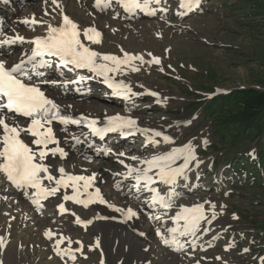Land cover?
<instances>
[{
    "label": "rangeland",
    "instance_id": "374dc122",
    "mask_svg": "<svg viewBox=\"0 0 264 264\" xmlns=\"http://www.w3.org/2000/svg\"><path fill=\"white\" fill-rule=\"evenodd\" d=\"M45 1H51L53 4V0ZM82 1L91 2V0ZM202 2L203 5L198 11V15L191 19L187 18L185 14L178 19L173 17L172 20H168V17L172 16L167 18L155 16L148 19L141 17L136 20H127V23L135 27L134 31L119 28V33L115 32L120 39L124 40L130 51L148 52L157 59L160 57L159 66L147 69V75L142 79L150 85V89L165 98L164 102L170 109V112L153 111L152 114H137L129 111V114L138 115L142 117L140 119L143 121L147 119L145 122L152 124V126L155 125L153 121H159V119L161 122H166L163 124L170 125V131H174V135H176L174 137H177L176 145L180 148L185 144H191L197 161L200 162L198 167L196 166L197 168L195 167L193 171L188 172L189 175L181 180L182 187L174 190L178 198L172 199L171 209L161 210L159 213L146 211L147 214L151 215L154 222H157L156 225L160 233L168 237L170 235L169 230L174 228V216L180 211V207L189 204L192 206L203 204L206 213L207 210L216 212L215 219L210 220L213 222L211 225L201 223L200 230L194 236H183L181 244L177 246H166L160 234L148 233L145 239L147 249L151 246H158L154 254L149 257L148 264H197L195 261L198 257H202L205 264H264V227L259 224L260 221L264 220V182L258 186L252 183L248 184L247 180H241V177L237 176L228 179V173L231 171L230 166L228 167L223 163L213 166L216 159L225 162L239 157H255L258 151L264 150V140L249 145L253 147L254 152L249 157L246 156L247 152L244 154L245 156H233V158L227 154L224 155L225 151L218 143L217 132L214 130L217 126L203 118H198V112L194 111L196 109L192 105V103H202L206 99L210 101L222 93L253 89L264 90V14L254 8L257 4H263L264 0H202ZM0 6H3L1 11L3 14L6 13L11 15V19L14 17L22 21L36 7L34 6L29 11L20 12L15 10V6L5 5L1 0ZM161 6L167 11L170 9L165 3H162ZM45 9L47 7L41 10ZM96 12L98 11L96 10ZM112 12L114 11L109 8L103 11L99 10L96 14L104 20H109ZM253 12L257 14L256 17L252 18L250 13ZM116 19L117 17H114V20ZM151 24L158 27L162 32L155 34L159 32L147 30ZM57 88L61 87L57 85ZM145 92L146 90H142L139 94ZM106 106L108 109L116 107L107 104ZM117 108L128 112L123 107ZM89 109L93 113L96 111L104 112L101 108ZM150 144L152 143L150 142ZM152 145L159 147L161 143ZM249 146L246 147V150ZM132 148L136 147L132 146ZM162 152L160 150V154ZM137 153L141 157H145L157 153V149L137 148ZM152 157L154 156L139 157L137 161H147ZM127 167L135 166L132 164L131 166L127 165ZM94 168L103 169L101 164ZM191 168L190 165L189 171ZM125 173L123 176L118 175L122 179L121 182L126 178ZM114 195L121 202L128 201L127 194L123 197L126 201H122V197H118L117 193ZM144 195L141 193L138 197ZM53 203L55 202L49 203L50 207L45 213L57 218L58 213L52 207ZM1 205L0 203V209L3 208ZM212 205H215V208ZM21 206L24 215V209L27 206L25 199L21 200ZM146 206L144 204V209ZM78 209L83 210L82 212L85 214L88 213L85 208L77 207L76 211ZM5 211H9L8 208H4L0 212ZM16 212L11 211L10 214ZM210 214L212 216V213ZM157 217L162 220L161 223H158ZM113 219L103 227L104 229L92 226L86 232H81L75 229V227H81L79 224V226L68 227L69 229L66 228L65 224H62L58 229L68 230L74 238H78V235L86 236L91 240L79 238L82 242L90 243L91 246H94L92 243L97 244V251L94 254L91 253L93 251L90 248L89 262H94V264H126L129 261V264H137L139 251L132 247H120L119 241H114L108 233L111 227L116 228V223L119 220L118 217ZM143 219V229L147 228L145 226L147 222L148 225L152 224L151 231H153L155 224L150 221V218L144 216ZM56 223V219L49 221L50 225ZM248 229H253V232ZM41 236L46 238L45 235L36 232L25 240H21L20 245H22L21 247L27 256L25 264H46L41 258V252L47 242L43 241ZM50 243L52 242H48L47 245ZM174 247H182V250L173 253ZM16 252L17 249L15 248L10 250L5 254V258L9 255L14 259ZM79 255H76L72 260L60 258L64 262L59 264L81 263L83 258ZM181 255H183L184 260L181 259ZM3 256L4 253L0 247V261ZM93 256H95L94 259ZM9 264L11 263L9 262Z\"/></svg>",
    "mask_w": 264,
    "mask_h": 264
},
{
    "label": "snow or ice",
    "instance_id": "6c2138e0",
    "mask_svg": "<svg viewBox=\"0 0 264 264\" xmlns=\"http://www.w3.org/2000/svg\"><path fill=\"white\" fill-rule=\"evenodd\" d=\"M116 2L130 15H135L137 11L155 15V10L151 8V5L159 4L160 0H116ZM53 3H56V0H53ZM101 3L102 0H96L98 8H101ZM103 4L105 8L109 7L111 0H103ZM198 6L199 0H181V7L186 10ZM24 23H29V21L25 20ZM31 23L41 22L36 21L33 17ZM101 37L102 34L95 28L89 27L82 30L77 22L65 15L62 24L59 26L49 24L45 35L38 36L31 41H25L24 37L19 35L0 38V46L15 44L17 41L33 45L30 54L25 53V57L18 62L9 65L0 60V173H3L17 189H35L33 203L38 208L42 207L41 199H47L49 196L55 195L61 188L69 187L72 188L73 195H65L63 197L65 201L72 200L85 207L95 200L107 203L98 188L94 192L88 191L95 181V175H71L61 166L55 169L59 173V176H56L51 171L52 165L45 162L49 156L55 157L57 154L61 158L67 156L64 149L59 147L60 141L52 125L60 123L64 126L69 124L79 126L85 123L86 118L83 116L74 118L64 113L61 106L53 98L47 96L40 84L32 78V72L51 67L47 58L52 57L56 58L63 68L86 69L96 76L103 77L109 87H114L116 95H121L126 99L137 95L129 84L115 81L114 75L110 74L119 75L129 68L133 72H138L139 67L131 62L139 60L143 63V57L132 56L128 53H125L123 58L102 54L90 47V44L101 43ZM154 62L160 64V60L157 58H154ZM37 74L41 73L37 71ZM85 79L87 78L80 76L78 81H67L63 86L66 87L68 83H79ZM41 83L55 84L56 81H41ZM151 94L157 95L156 93ZM17 117H24L25 120L21 122ZM99 123L93 119L87 122V126L93 135L101 138L107 133L116 131L123 133L128 130L127 134H131L138 125L136 120L120 115L108 118L105 126H98ZM142 131L147 133L149 130L143 129ZM153 135L159 137L161 133L154 132ZM163 139L168 141L169 137L164 136ZM79 142L77 139V143ZM50 145H55V147H50ZM132 159L138 158L132 157ZM178 160L183 161L181 166H175ZM194 160H197L194 148L188 144L183 148H177L167 154L143 161L147 164V168H129V173H136L138 191L140 183L143 182L144 187L154 193L152 202L170 209L172 207L171 197L162 195L151 186L157 180L165 185H173L179 176L185 174L190 163ZM150 173H154V175H150ZM45 180L52 186L45 185ZM84 195L87 196V200L80 199ZM212 207L215 208V205ZM59 209L61 212L67 211L63 204L59 205ZM115 210L123 211L119 208ZM126 215L130 218L136 216L137 213L128 209ZM215 216L216 214L213 212L211 218L215 219ZM208 219L203 204L183 207L174 218L177 227L169 230L170 238L165 237L162 233L159 234L164 244L171 246L178 243L179 236L195 235L200 230L201 222ZM78 222L80 221L78 220ZM48 235L51 238V233ZM63 239L65 238H61L58 244ZM68 243H72L70 238H68ZM2 246H4V241L0 238V247ZM0 264L3 262L0 261Z\"/></svg>",
    "mask_w": 264,
    "mask_h": 264
},
{
    "label": "bare ground",
    "instance_id": "6f19581e",
    "mask_svg": "<svg viewBox=\"0 0 264 264\" xmlns=\"http://www.w3.org/2000/svg\"><path fill=\"white\" fill-rule=\"evenodd\" d=\"M41 1L37 5L39 7L37 6L34 7L33 9L34 12L31 11L30 13H28V16L24 19V21L28 20L29 23H24V21L15 19L14 17L11 19V23H10L11 32L9 34V37H14L16 35H19L24 37L25 41H28L32 37L41 36L46 32L47 26L49 24L55 26V24L57 23L59 24L62 23L63 17L66 15L70 19H73L75 22H77L82 30L92 27L98 30L102 34L101 37L102 42L99 44H90L91 48L101 52L102 54L115 55L121 58L124 57L122 52L126 51L125 48L127 46L124 40L120 39V37H118V35L115 32L119 33V28L125 29L123 28L122 21L130 18H138L140 14H142V17L144 18H150L152 16H157L158 13H165V12L168 16L177 17L176 15H184L190 11L194 12L197 9V7H194L191 8L190 10H186L184 7H181V0H177V5L179 6V9L171 14V12H167V10L162 9L160 7L159 4L162 1L160 0L159 4L153 3L151 5V8L155 10V15H149L146 12H142V11H137L135 15H130L123 9V7L120 4L116 2V0H111V4L109 7H107V9L110 8L111 11L114 12H112L113 14L111 13L112 15H110L109 20L108 19L104 20L100 15L98 16L96 14L99 12V10L101 11V8H103V10L105 9L103 0L101 3V8H98L96 6L95 3L96 0L91 2L82 1V0H56V3L53 4H51V1H45V0H43L42 2ZM1 2H3L5 5H12L11 0H1ZM45 6L47 7V9L41 10L42 8L43 9L46 8ZM115 8L118 9L115 10ZM96 10L98 12H96ZM32 12L33 14L31 15ZM0 14L3 15V12H1ZM79 14L82 16V19L79 17ZM88 15L90 16L89 19H88ZM33 17L35 18L36 21H39L41 23H36V24L31 23ZM114 17H117V19L114 20ZM22 18H24V16H22ZM134 28L135 27H133L130 30L134 31L135 30ZM125 30L128 31V29ZM147 30L159 32L155 34H160V32H162L159 30L158 27H154L152 24L151 27L150 28L148 27ZM120 33H122V35H125L123 34V32ZM82 39H84L83 36ZM19 43L22 42L19 41ZM132 56L143 57V61H144L143 63L139 60L131 62L133 65L139 67L140 69L139 72H133L130 70V68L125 69L124 72L118 75L123 80L119 79L118 81H123L126 84H130L129 81H124L130 79L131 82L133 83V89L139 94L142 90H149L150 86L147 82L145 81L143 82V80L141 84L137 83L138 86H135V82L132 79V77L139 76L142 78L145 73L147 75L146 72L147 69L145 66H150V65L154 67L157 66V64L154 62V58L156 57H154L151 53L148 52L147 53L139 52L133 54ZM86 78L88 77L86 76ZM55 88H57V86ZM59 90L61 89H57L56 91ZM76 110L79 111V113L87 112L88 114H94V115L98 112V111H96V113L91 112L90 109L86 107L84 103H81L79 106H76ZM116 115L127 117L123 113H116ZM100 116H110V115H107L105 113H100ZM145 121L138 119L137 129L133 130V132L144 133L145 137H147L149 139V142H151L152 144L161 143V136L156 137L153 135L154 132L161 133V131L154 130V129H158L157 126L155 125L152 126V124L146 123ZM143 129H148L149 131L145 133L144 131H142ZM165 131L166 130H164V132ZM173 150L174 148L168 147L167 150L163 151L160 155L167 154L169 152H172ZM134 157L137 156L134 155ZM71 163L74 164V161H72ZM182 164L183 161L178 160L175 166H181ZM194 164H195V160L190 163L191 167ZM127 168L128 170H126L125 173L126 176L130 174L129 168H135V167H127ZM189 168L186 170L184 175H181L177 178L176 182L173 185L170 186L165 185L157 180V182H159L162 185V190L158 189V191L162 195L170 196L172 197L171 199H174L175 197L173 195V191L175 189L174 187L177 185L178 180L180 178L187 177ZM150 175H154V173H150ZM119 177L118 176L116 177L115 184H119L121 182L122 179H120L121 177L120 178ZM0 182H1L0 203H4L7 205V207H9L8 208L9 211L0 212V238L3 239L4 247L6 248L5 251H3L4 256L1 257V261L3 262V264H9V262L11 264H25L27 256L23 247H21L22 245H20V242L21 240H25L26 238H28V236H30L32 233H36V232H39L45 236H49L48 234L51 233V237L52 239H54L52 243L48 245L46 244L41 252V258L44 259L46 264L63 263L64 261L59 260V258L62 257V260L65 258L66 260L73 259L74 253L75 254L81 253L80 255L82 257H87L88 253H90L91 251L90 248L92 249L93 252L96 251L97 244L92 243V241L91 243L94 246L89 245L90 243H86V241L82 242L80 240L81 238L79 237H78L79 239L77 237L74 238V236L72 237L71 233L68 230L49 228V221H47L45 218L47 217V215L45 213V208H44L49 204L47 202L48 199L61 198L60 202L57 203L55 206L57 212L60 211L59 205L61 204H63L65 209H67V211L62 212V214L58 218L61 224L66 225V228L75 227L74 225L79 226L81 225L82 222H84L85 226L95 225L96 227L97 226L100 227L99 229L101 228L104 229L103 227L106 226L107 223L111 221V219L118 217L119 220L116 223V228L111 227L108 233L111 235V238L114 241H119L120 247L123 248L132 247L139 251V259L137 264H148L149 257L153 255L154 251L158 248V246L156 245L151 246L148 249L146 248L145 238H147L148 232H151L152 224L149 225L147 224V228L143 229L142 220L144 219L140 218V215L136 210H135V212L137 213L136 216L129 218L126 215L128 209L133 210V208L129 203L121 202L117 198V196L114 195L116 193V192L114 193V183L112 189L110 187L112 185V184L110 185V182H108L107 184H104L102 182L97 184L94 181L92 187L88 189V191L94 192L95 189L98 188L100 190L101 195L103 196L104 200L107 201V203H100L98 200H95L94 202L88 203V206L85 207L83 204L76 203L72 200L65 201L63 197L65 195L72 196L73 190L72 188H70L69 190L61 188L55 195L49 196L47 199H41L40 203L42 204V207L38 208L36 204L33 203V197L36 193L35 189H26V190L17 189L14 185L10 184L8 180L4 178V176H1V173H0ZM44 183L49 187L52 186L49 185L46 180L44 181ZM146 189L147 188L144 187L142 182L139 185V190L144 191ZM22 199H26V201L28 202V207L30 208V216H32L30 219L28 218V215H26L25 213L23 215V209L22 207H19V203ZM80 199L87 200V196L86 195L81 196ZM76 207H84L89 212L87 215L83 213H78L77 211H75ZM186 207H191V206H186ZM117 208L123 209V211H116L115 209ZM161 208H165V207L161 205ZM11 211H17V212L10 214ZM206 214L208 215L209 217L208 220L210 221L212 219L211 214L210 213H206ZM78 220L80 222H78ZM138 235H143L144 238L142 239ZM61 238H65V239H63V241L58 244V241H61ZM68 238L71 239L72 241L71 244L68 243ZM14 248L17 249V252L14 255V259L9 255H7V257L5 258V254H7L10 250ZM70 250L74 251V253L73 254L69 253ZM126 264H129V261H127Z\"/></svg>",
    "mask_w": 264,
    "mask_h": 264
},
{
    "label": "trees",
    "instance_id": "16d2710c",
    "mask_svg": "<svg viewBox=\"0 0 264 264\" xmlns=\"http://www.w3.org/2000/svg\"><path fill=\"white\" fill-rule=\"evenodd\" d=\"M263 4H257L254 8L264 14ZM256 14L253 12L250 16L253 18ZM203 104L204 102L195 103L193 106L198 110ZM203 113L208 121L217 126L215 130L219 143L223 150L228 149L229 155L239 151L245 152L247 146L264 139V90H241L220 95L208 102ZM257 156L258 163L264 166V150H260ZM248 171L260 185L262 173L256 165L249 166ZM259 224L264 227V220Z\"/></svg>",
    "mask_w": 264,
    "mask_h": 264
}]
</instances>
